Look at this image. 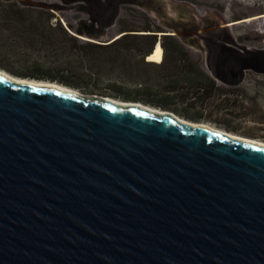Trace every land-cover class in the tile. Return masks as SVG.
I'll return each mask as SVG.
<instances>
[{"label": "water", "instance_id": "1", "mask_svg": "<svg viewBox=\"0 0 264 264\" xmlns=\"http://www.w3.org/2000/svg\"><path fill=\"white\" fill-rule=\"evenodd\" d=\"M4 72L0 264H264V145Z\"/></svg>", "mask_w": 264, "mask_h": 264}, {"label": "rangeland", "instance_id": "2", "mask_svg": "<svg viewBox=\"0 0 264 264\" xmlns=\"http://www.w3.org/2000/svg\"><path fill=\"white\" fill-rule=\"evenodd\" d=\"M39 1L51 7L65 26L70 27L71 24L70 28L74 31L101 42L115 40L127 33L121 28V22L133 26L131 29H141V26L151 22L160 26L158 42L162 44L163 33L172 34L187 48L192 59L196 55L207 58L211 49H226L224 52L233 57L226 65L231 67L226 79L210 69L195 67L217 85L211 96L187 88L184 75L176 77L179 81L172 83L174 75H167L176 68L172 58L167 62H156L147 71H144L143 62L134 58L129 64L114 63L99 74L98 69L101 68L98 66L89 72L88 62L76 57L69 60L72 61L71 66L80 69L79 75L72 77V80L81 87L74 88L84 95H109L122 100L140 101L168 109L195 122H207L264 141V0ZM241 19L244 21L239 24L223 25ZM78 37L85 41L79 34ZM162 47L165 56L163 44ZM172 53L168 49L167 55ZM36 57L39 56L34 54L20 61L12 60L10 65L26 74H62L57 70L58 63L53 56H42L38 60ZM193 60L194 63L198 62ZM36 62L40 67L35 66ZM243 62L251 66L243 69V75H239ZM257 63L263 64L258 66ZM126 65L138 71L139 77L135 72L125 73ZM176 86L179 89L172 90Z\"/></svg>", "mask_w": 264, "mask_h": 264}, {"label": "trees", "instance_id": "3", "mask_svg": "<svg viewBox=\"0 0 264 264\" xmlns=\"http://www.w3.org/2000/svg\"><path fill=\"white\" fill-rule=\"evenodd\" d=\"M69 26L72 27L71 24ZM120 26L128 32L110 43L83 41L69 31L55 11L47 7L23 3L19 0H0V68L19 76L55 80L81 89L72 80V77L79 75L80 70L77 66H71L72 61L69 59L74 57L88 62L89 72L95 66L100 67L98 74L114 63L129 64L134 58H139L143 62L144 71H147L151 65H156V62L145 59L152 53L157 41L155 32L161 30L160 26L151 22L141 26V29H131L133 26L124 22H121ZM162 39L165 59L168 49L173 52L172 62L176 68L167 74L174 75L172 83L179 81L176 77L184 75L188 82L187 88L203 91L202 93L211 96L218 88L215 82L207 74L196 70L195 63L172 34H163ZM34 54L39 56L36 57L37 60L42 56H53L58 63L57 70L62 71V74L51 72L26 74L10 65L12 60L20 61ZM35 66L40 67V64L36 62ZM126 67L128 68L124 69L125 73L135 72L139 77L138 71L133 70L129 65ZM176 89L179 88L177 86L172 88V90Z\"/></svg>", "mask_w": 264, "mask_h": 264}, {"label": "bare ground", "instance_id": "4", "mask_svg": "<svg viewBox=\"0 0 264 264\" xmlns=\"http://www.w3.org/2000/svg\"><path fill=\"white\" fill-rule=\"evenodd\" d=\"M244 19H241V20H237V21H232V23H225L223 25L225 26H230L231 24L235 25V24H239L241 22H243ZM80 36L82 34H79ZM84 38H86L87 36L83 35ZM155 48H153V51L151 54H149L147 56V59L149 60H153V61H162V58H163V47L161 46V44H157L156 46H154ZM1 71H5L4 73L7 74L8 76L14 78L15 80H18V81H27L29 83H32V84H37V85H46V86H54V87H57V88H61V89H66L68 90V86H65L61 83H58L56 81H53V82H49L48 80H45V79H37V78H23L21 76H17V75H13V74H10L8 73L6 70L0 68ZM107 98L113 100L114 102L116 103H121V104H140V105H145L149 108H152L153 110H156L158 112H166V111H169L168 109H162V108H158V107H154V106H151V105H148V104H145L143 102H140V101H128V100H122V99H119V98H116V97H113V96H109L107 95L106 96ZM175 114V113H173ZM176 116H178L179 118L181 119H186V118H183V117H180L179 115L175 114ZM197 123H202V124H205L207 126H210L212 128H215V129H220V130H223V131H226V132H229L232 136L235 135L237 137H240V138H244L245 140H248V141H253V142H258L259 144H262L264 145V141H262L261 139L259 138H254V137H250V136H246V135H242V134H239V133H236V132H232V131H229V130H226V129H223V128H220L218 126H215V125H212L210 123H207V122H197Z\"/></svg>", "mask_w": 264, "mask_h": 264}, {"label": "flooded vegetation", "instance_id": "5", "mask_svg": "<svg viewBox=\"0 0 264 264\" xmlns=\"http://www.w3.org/2000/svg\"><path fill=\"white\" fill-rule=\"evenodd\" d=\"M174 37L176 38V36H174ZM157 44H161V43L158 42L155 44V46ZM161 46H162V44H161ZM184 49L187 52V48H184ZM224 50H226V49H223V48L211 49V53H208L207 58H204V57L199 58V56L196 55V57L193 59L198 60V62H196L198 66L196 65V63H195V66L198 68L200 67L199 69H210L211 71H213V73H216L219 76H221L222 79H226L227 76L229 75V68H231L228 66L226 67V65H228L227 63H230L231 58L233 59V57L231 54L224 52ZM187 53L189 55V52H187ZM171 55L166 56L165 62H167L168 60H170V58H172ZM163 58H164V51H163ZM163 58H162V60H163ZM151 61H153V60H151ZM155 62H158V61H155ZM261 64H263V63H261ZM261 64L257 63L258 66L259 65L261 66ZM250 66L251 65L248 64L247 62H243L242 68L239 69L238 74L241 73L243 75V69H248ZM235 76H236V74H235Z\"/></svg>", "mask_w": 264, "mask_h": 264}, {"label": "crops", "instance_id": "6", "mask_svg": "<svg viewBox=\"0 0 264 264\" xmlns=\"http://www.w3.org/2000/svg\"><path fill=\"white\" fill-rule=\"evenodd\" d=\"M147 56H148V55H147ZM146 58H147V57H146ZM164 59H165V56H164V58H163V61H165ZM150 61H151V60H150ZM157 63H160V62H157Z\"/></svg>", "mask_w": 264, "mask_h": 264}]
</instances>
